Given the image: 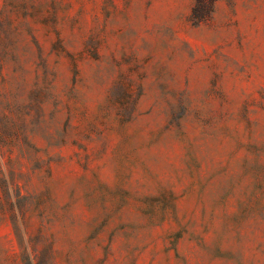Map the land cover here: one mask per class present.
Instances as JSON below:
<instances>
[{"label":"rangeland","instance_id":"obj_1","mask_svg":"<svg viewBox=\"0 0 264 264\" xmlns=\"http://www.w3.org/2000/svg\"><path fill=\"white\" fill-rule=\"evenodd\" d=\"M0 264H264V0H0Z\"/></svg>","mask_w":264,"mask_h":264}]
</instances>
